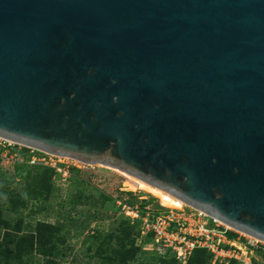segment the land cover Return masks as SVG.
Segmentation results:
<instances>
[{"label":"water","instance_id":"water-1","mask_svg":"<svg viewBox=\"0 0 264 264\" xmlns=\"http://www.w3.org/2000/svg\"><path fill=\"white\" fill-rule=\"evenodd\" d=\"M0 136L264 239V0H0Z\"/></svg>","mask_w":264,"mask_h":264},{"label":"rangeland","instance_id":"rangeland-1","mask_svg":"<svg viewBox=\"0 0 264 264\" xmlns=\"http://www.w3.org/2000/svg\"><path fill=\"white\" fill-rule=\"evenodd\" d=\"M12 151L1 146L0 202L9 194L26 193L22 212L12 217L22 220L23 230L28 232L35 231L40 221L55 225L58 260L62 264H102L105 259L110 262L117 236L125 237L124 227L128 226L132 228V239L140 246L136 260L159 264L156 250L149 240L140 238L138 229L128 221L121 206L122 200L133 199L141 207L145 206L144 210L170 208L158 197L132 188L129 180L110 165L50 154L46 156L60 169L27 162L16 166L17 160L10 157ZM1 153L5 155L1 157ZM46 188L49 190H42ZM3 233L4 229H0V234ZM46 261L47 256L34 253L22 264H46Z\"/></svg>","mask_w":264,"mask_h":264},{"label":"built area","instance_id":"built-area-1","mask_svg":"<svg viewBox=\"0 0 264 264\" xmlns=\"http://www.w3.org/2000/svg\"><path fill=\"white\" fill-rule=\"evenodd\" d=\"M1 146L14 150L9 152L10 157L17 161L60 169L52 158L47 157L49 152L0 136V150ZM4 155L1 153V157ZM121 205L131 223H138L140 238L149 239L152 248L160 254H175L180 264H187L193 250L199 247L213 253L212 264H228L231 259L240 264H264V239L235 229L198 208L185 205L143 211L140 205Z\"/></svg>","mask_w":264,"mask_h":264},{"label":"trees","instance_id":"trees-1","mask_svg":"<svg viewBox=\"0 0 264 264\" xmlns=\"http://www.w3.org/2000/svg\"><path fill=\"white\" fill-rule=\"evenodd\" d=\"M22 162L16 161V166H21ZM51 168V167H50ZM52 169V168H51ZM48 191L49 189H42ZM27 200V194L7 195L0 202V229L4 233L0 236V264H22L26 258H30L34 253L47 256L46 264H62L58 257L60 256L55 237L58 234V228L52 223L38 222L35 231H24L22 220L12 217V214H20L21 208ZM123 204L131 206L139 205L133 199L122 200ZM122 206V205H121ZM141 207V206H140ZM145 208L142 205L141 209ZM144 211V209H142ZM128 221H130V218ZM138 229V223L134 224ZM125 237L117 236V246L111 251L110 262L103 261L102 264H130L136 260L140 246L136 245L135 240L131 237V227H124ZM138 234H140L138 230ZM232 236V234H231ZM149 240V239H147ZM157 262L159 264H180L175 254L167 252L160 254ZM264 257V255H263ZM213 253L207 248L199 247L193 250L187 264H212ZM136 264H148L144 261H138ZM216 264H224L217 262ZM228 264H240L236 259H231Z\"/></svg>","mask_w":264,"mask_h":264},{"label":"bare ground","instance_id":"bare-ground-1","mask_svg":"<svg viewBox=\"0 0 264 264\" xmlns=\"http://www.w3.org/2000/svg\"><path fill=\"white\" fill-rule=\"evenodd\" d=\"M56 155H60V154H56ZM112 167H114L115 171L119 172L121 175H124L129 180L132 188L142 189L147 193H150L153 196L158 197L160 199V202L164 206L171 208H181L186 205V202L183 199L174 195L173 193L166 191L155 185H152L150 183H147L146 181L126 172L121 168H118L116 166H112Z\"/></svg>","mask_w":264,"mask_h":264}]
</instances>
